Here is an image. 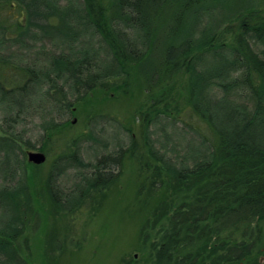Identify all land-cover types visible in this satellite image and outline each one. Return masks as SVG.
<instances>
[{
    "label": "trees",
    "instance_id": "1",
    "mask_svg": "<svg viewBox=\"0 0 264 264\" xmlns=\"http://www.w3.org/2000/svg\"><path fill=\"white\" fill-rule=\"evenodd\" d=\"M42 37L57 49L42 61L3 54L6 41ZM134 92L126 124L111 118L124 147L69 130V115L100 93ZM34 115L39 148L55 147L46 177L22 149ZM95 141L112 149L95 155ZM122 157L163 192L159 207L140 203L153 264H264V0H0V264H49L45 252L17 251L23 222L78 199L77 187L115 181L120 170L99 168ZM68 166L78 176L61 191L50 178Z\"/></svg>",
    "mask_w": 264,
    "mask_h": 264
},
{
    "label": "rangeland",
    "instance_id": "2",
    "mask_svg": "<svg viewBox=\"0 0 264 264\" xmlns=\"http://www.w3.org/2000/svg\"><path fill=\"white\" fill-rule=\"evenodd\" d=\"M6 43L8 46L3 49V54H9L14 59L20 57L39 62L44 60L48 54L57 51L52 41L44 37L31 39L23 45L8 41ZM112 95L106 97L104 93H100L102 101L86 103L74 115L70 114V121L72 118L73 121L69 130L86 132L91 129L98 137L103 133L100 140L104 138L112 140L116 135L119 145L124 147L128 136L123 128L118 129L115 126L116 121L111 118H120L122 123L126 124L130 116L129 110L138 103L141 93L134 92L132 97H112ZM37 121L36 115L32 118L27 117L24 126L18 124L16 128L23 126L29 137L30 144L28 146L22 144L24 154L26 149L41 150L45 154L44 160L40 162L26 159V154L25 159L30 163L38 164L34 169L40 173L41 177H46L50 170V161L53 159L55 147L49 144L46 150L39 148L40 138L36 132L37 126H35ZM130 134L134 137V133ZM158 139L167 141L163 136H159ZM86 142L81 141L80 144L84 146ZM108 145L111 146L109 143ZM83 146L81 147L82 157H88L89 161L93 162V158L87 155ZM90 146L96 150L95 155L112 149L109 146L100 148V144L96 141ZM77 170L78 168L68 166L60 175L52 174L50 181L53 187L61 191L69 189L73 185L72 182L77 179ZM83 170L89 171L86 168ZM103 170L109 173H117L119 170L120 172L117 179L108 185L90 188L87 195L82 197L75 207L64 210L58 209L61 206L55 201L51 205L45 204L44 210L49 209V211L41 212L40 218L43 219L41 222L37 221V210L34 209L28 215L29 219L23 222V233L21 232L14 241L17 251L31 252L34 257L37 253L41 256L45 252L51 264H127L131 257L136 261L134 264H153L152 258L148 255L149 239L142 241L141 235L144 233L139 232L138 225L147 215V207L142 204L152 203V206L159 207L162 201V197L159 196L163 192L160 190L153 192L146 178L142 179L143 182L135 180L134 158L122 157L121 168L120 164L115 162L113 166L99 168V171ZM137 179L139 180L138 176ZM2 184L8 185L9 182L4 181ZM42 186L43 184L37 185L38 196L47 194ZM93 192L95 193L91 197L90 193ZM90 197L94 200L85 204L84 202ZM96 198L97 202L94 204ZM139 206L144 207L143 215L139 211ZM144 232L146 233V229ZM143 249H145L144 253ZM37 260L40 264L45 263L39 257Z\"/></svg>",
    "mask_w": 264,
    "mask_h": 264
},
{
    "label": "flooded vegetation",
    "instance_id": "3",
    "mask_svg": "<svg viewBox=\"0 0 264 264\" xmlns=\"http://www.w3.org/2000/svg\"><path fill=\"white\" fill-rule=\"evenodd\" d=\"M103 154V153H102ZM84 158V157H83ZM108 158H111V156H109ZM110 160V159H109ZM111 161V160H110ZM92 188V187H91ZM76 190H78L79 194L78 196L80 195V197L77 198H74L73 196L77 193L76 191L73 193V195H68L66 194V197H63L62 201H63V207L62 208H58V209H64V210H69L73 207H75L77 204H79L80 200L82 197H85L87 195V193L90 191V188L86 187V186H83V187H77L75 188ZM87 189V191L85 192L84 195L81 196L82 192L85 191ZM95 192L93 193H90L91 197L94 195ZM68 195V196H67ZM88 198L84 203L86 204L87 202H91L94 200V198ZM97 202V198L94 202V204ZM65 206V207H64ZM57 209V210H58Z\"/></svg>",
    "mask_w": 264,
    "mask_h": 264
},
{
    "label": "water",
    "instance_id": "4",
    "mask_svg": "<svg viewBox=\"0 0 264 264\" xmlns=\"http://www.w3.org/2000/svg\"><path fill=\"white\" fill-rule=\"evenodd\" d=\"M73 121V118L71 119ZM26 159L33 162H40L44 160L45 154L41 150L37 149H26L25 150Z\"/></svg>",
    "mask_w": 264,
    "mask_h": 264
}]
</instances>
